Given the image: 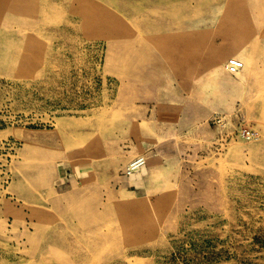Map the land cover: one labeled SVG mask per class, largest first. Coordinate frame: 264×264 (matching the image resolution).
<instances>
[{
    "label": "rangeland",
    "instance_id": "1",
    "mask_svg": "<svg viewBox=\"0 0 264 264\" xmlns=\"http://www.w3.org/2000/svg\"><path fill=\"white\" fill-rule=\"evenodd\" d=\"M0 264H264V0H0Z\"/></svg>",
    "mask_w": 264,
    "mask_h": 264
},
{
    "label": "built area",
    "instance_id": "2",
    "mask_svg": "<svg viewBox=\"0 0 264 264\" xmlns=\"http://www.w3.org/2000/svg\"><path fill=\"white\" fill-rule=\"evenodd\" d=\"M225 68L227 70V72L231 73V74H236L238 73L240 70H242L244 68V62L243 60H241L240 58L237 57H231L227 60L226 64H225ZM215 123H218L219 125H222L224 122V117L223 116H215L214 120ZM251 132L250 131H246L245 136L246 137H251ZM139 166H135L132 169L138 168Z\"/></svg>",
    "mask_w": 264,
    "mask_h": 264
},
{
    "label": "bare ground",
    "instance_id": "3",
    "mask_svg": "<svg viewBox=\"0 0 264 264\" xmlns=\"http://www.w3.org/2000/svg\"><path fill=\"white\" fill-rule=\"evenodd\" d=\"M144 162V159L143 158H140V159H137V160H134L131 164H130V168L132 169L133 167L135 166H140L143 164Z\"/></svg>",
    "mask_w": 264,
    "mask_h": 264
},
{
    "label": "crops",
    "instance_id": "4",
    "mask_svg": "<svg viewBox=\"0 0 264 264\" xmlns=\"http://www.w3.org/2000/svg\"><path fill=\"white\" fill-rule=\"evenodd\" d=\"M224 83H226V81H224Z\"/></svg>",
    "mask_w": 264,
    "mask_h": 264
}]
</instances>
